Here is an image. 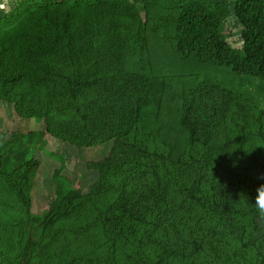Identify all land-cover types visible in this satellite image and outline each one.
<instances>
[{
	"label": "trees",
	"instance_id": "trees-1",
	"mask_svg": "<svg viewBox=\"0 0 264 264\" xmlns=\"http://www.w3.org/2000/svg\"><path fill=\"white\" fill-rule=\"evenodd\" d=\"M10 11L0 101L36 128L0 130V264H264V0ZM39 126L76 148L110 143L86 162L96 179L67 186L59 162L34 196Z\"/></svg>",
	"mask_w": 264,
	"mask_h": 264
},
{
	"label": "rangeland",
	"instance_id": "rangeland-1",
	"mask_svg": "<svg viewBox=\"0 0 264 264\" xmlns=\"http://www.w3.org/2000/svg\"><path fill=\"white\" fill-rule=\"evenodd\" d=\"M15 0H0V17L9 14L10 6ZM221 1V0H212ZM141 6H139L140 8ZM238 24L235 22L233 12L227 16L226 27L229 34V39L233 44H239L237 41V29ZM5 107L7 103L2 102ZM1 108V107H0ZM3 108V107H2ZM6 109H8L6 107ZM10 126V130L21 131L26 133L28 130L36 128L34 123L30 121L25 122L20 119ZM40 130L39 136L33 138L32 141L34 146L37 144V148L40 149L37 152L41 167L38 176L34 180L32 187V194L40 198L41 202H44V196L51 193L54 189V182L52 180V171L59 162L64 164L62 177L67 178L66 185L70 187H78V185L87 186L96 179V173L92 170H88L86 162L90 160H99L103 158L110 146V143H103L91 148H76L67 143L56 141L53 137L43 133L41 126L38 127ZM23 139V138H22ZM26 139V138H25ZM25 141V140H24ZM29 142V140H28ZM27 146V145H25ZM53 153L60 156V160L55 159V156H51Z\"/></svg>",
	"mask_w": 264,
	"mask_h": 264
},
{
	"label": "crops",
	"instance_id": "crops-1",
	"mask_svg": "<svg viewBox=\"0 0 264 264\" xmlns=\"http://www.w3.org/2000/svg\"><path fill=\"white\" fill-rule=\"evenodd\" d=\"M2 101H0V130H6L10 129V126L13 123H17V117L14 116L13 108L12 106H6L2 105ZM8 105V104H6ZM3 107V108H2ZM19 121V119H18ZM28 122V121H27Z\"/></svg>",
	"mask_w": 264,
	"mask_h": 264
},
{
	"label": "clouds",
	"instance_id": "clouds-1",
	"mask_svg": "<svg viewBox=\"0 0 264 264\" xmlns=\"http://www.w3.org/2000/svg\"><path fill=\"white\" fill-rule=\"evenodd\" d=\"M254 204L257 209V213L261 220H264V183H261L256 188V195L254 197Z\"/></svg>",
	"mask_w": 264,
	"mask_h": 264
}]
</instances>
